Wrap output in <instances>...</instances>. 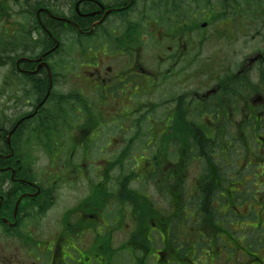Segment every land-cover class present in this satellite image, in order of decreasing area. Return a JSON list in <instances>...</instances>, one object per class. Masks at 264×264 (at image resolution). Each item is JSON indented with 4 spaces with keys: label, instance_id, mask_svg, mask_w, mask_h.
<instances>
[{
    "label": "flooded vegetation",
    "instance_id": "1",
    "mask_svg": "<svg viewBox=\"0 0 264 264\" xmlns=\"http://www.w3.org/2000/svg\"><path fill=\"white\" fill-rule=\"evenodd\" d=\"M2 148L0 264H264V0H0Z\"/></svg>",
    "mask_w": 264,
    "mask_h": 264
},
{
    "label": "bare ground",
    "instance_id": "2",
    "mask_svg": "<svg viewBox=\"0 0 264 264\" xmlns=\"http://www.w3.org/2000/svg\"><path fill=\"white\" fill-rule=\"evenodd\" d=\"M4 151H5L4 148H2L0 152L2 153V152H4Z\"/></svg>",
    "mask_w": 264,
    "mask_h": 264
},
{
    "label": "trees",
    "instance_id": "3",
    "mask_svg": "<svg viewBox=\"0 0 264 264\" xmlns=\"http://www.w3.org/2000/svg\"><path fill=\"white\" fill-rule=\"evenodd\" d=\"M5 139V137L3 138V140Z\"/></svg>",
    "mask_w": 264,
    "mask_h": 264
}]
</instances>
